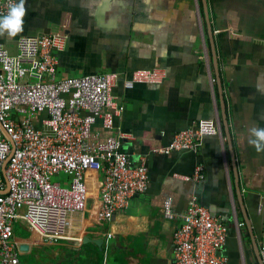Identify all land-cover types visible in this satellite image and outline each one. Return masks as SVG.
Listing matches in <instances>:
<instances>
[{"label": "crops", "instance_id": "obj_1", "mask_svg": "<svg viewBox=\"0 0 264 264\" xmlns=\"http://www.w3.org/2000/svg\"><path fill=\"white\" fill-rule=\"evenodd\" d=\"M25 7L23 31L0 36V44L63 35L62 78L121 74L114 95L126 108L116 131L101 120L93 130L102 140L121 130L124 150L148 167L150 181L106 224L98 218L102 175L90 174L97 201L71 216L74 240L47 241L30 229L18 238L15 230L19 264L34 257L39 264H174V233L193 196L229 226L220 251L227 264H264V153L248 144L249 129L264 128V0H26ZM153 69L166 71L162 84L125 89L133 72ZM201 120L218 121L220 132L197 151L153 152ZM200 166L204 179L196 181Z\"/></svg>", "mask_w": 264, "mask_h": 264}, {"label": "built area", "instance_id": "obj_2", "mask_svg": "<svg viewBox=\"0 0 264 264\" xmlns=\"http://www.w3.org/2000/svg\"><path fill=\"white\" fill-rule=\"evenodd\" d=\"M15 3L0 0V17ZM65 48L63 35L24 37L18 55L0 44V264L20 263L18 220L47 241L74 240L71 216L88 209L90 174L102 175L101 223H112L149 189V169L131 162L125 134L120 130L102 140L93 130L101 120L105 130L116 131V118L126 108L114 95L121 74L62 78L58 54ZM166 77L163 69L137 70L123 85H160ZM218 132V121L201 120L153 152L197 151L203 138ZM202 172L198 167L193 179H204ZM164 216L175 217L172 199L164 203ZM229 233V226L193 196L174 233V264H227L220 251ZM261 255L264 259V247Z\"/></svg>", "mask_w": 264, "mask_h": 264}, {"label": "clouds", "instance_id": "obj_3", "mask_svg": "<svg viewBox=\"0 0 264 264\" xmlns=\"http://www.w3.org/2000/svg\"><path fill=\"white\" fill-rule=\"evenodd\" d=\"M26 0H19L13 4L8 13L0 17V36L5 34L9 37H15L23 31L24 18L27 9ZM248 144L255 149L257 153H264V128L252 126L249 129Z\"/></svg>", "mask_w": 264, "mask_h": 264}, {"label": "rangeland", "instance_id": "obj_4", "mask_svg": "<svg viewBox=\"0 0 264 264\" xmlns=\"http://www.w3.org/2000/svg\"><path fill=\"white\" fill-rule=\"evenodd\" d=\"M13 45V44H12ZM11 43L8 44L6 46V48L13 54V55H18L19 52H18V46L16 45H13L12 46ZM61 178L60 177H56L55 180L59 181ZM90 181V180H89ZM90 193H91V198L93 200V203L95 204V202L97 201V196H98V187L93 185L91 182H90ZM95 207L94 208V216L96 217V214H97V210H96V205L93 206ZM14 229L16 230V236L18 238H28L29 235H30V230H29V227H28V224L23 221V220H18L14 226ZM30 264H39V260L37 257H34L32 258V260H30ZM109 264V262H108Z\"/></svg>", "mask_w": 264, "mask_h": 264}, {"label": "water", "instance_id": "obj_5", "mask_svg": "<svg viewBox=\"0 0 264 264\" xmlns=\"http://www.w3.org/2000/svg\"><path fill=\"white\" fill-rule=\"evenodd\" d=\"M213 49H214V47H213ZM214 55H215V49H214ZM224 125L225 126H228V122H227V120H226V118L224 117ZM226 131H227V128H226ZM90 242H92L91 240H90ZM87 243H89V240H88V242ZM96 245H98V246H102L101 245V243H103V242H99V241H97V242H94ZM256 247V246H255ZM20 250H22V251H26L27 250V246L26 245H21L20 246ZM261 259V258H260Z\"/></svg>", "mask_w": 264, "mask_h": 264}]
</instances>
